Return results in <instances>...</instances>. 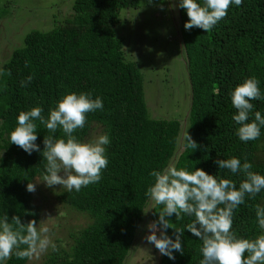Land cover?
<instances>
[{
	"label": "trees",
	"instance_id": "trees-1",
	"mask_svg": "<svg viewBox=\"0 0 264 264\" xmlns=\"http://www.w3.org/2000/svg\"><path fill=\"white\" fill-rule=\"evenodd\" d=\"M203 4V0H197ZM178 34L190 88L185 121L152 119L143 100L142 76L135 61L124 59L123 39L114 27L121 10L135 8L137 0H73L69 20L46 32L32 30L22 46L14 49L1 66L0 76V217L20 216L22 222L38 221L27 184L43 180L46 161L42 157L46 127L37 123L40 152L31 155L11 144L9 134L17 126L21 111L41 107L48 117L57 102L69 93L100 97L103 109L89 113L83 129L73 135L83 142L94 126L107 134L109 163L102 179L80 192L66 189L57 200L85 215L89 223L73 239L67 250L52 251L43 264H122L130 251L144 214L150 222L158 219L162 206L151 205L145 195L154 183L149 173L163 171L170 164L194 171L203 169L219 179H231L237 188L242 175L219 169L217 159L245 157L253 171L264 175V128L258 140L242 142L233 120L234 88L250 77L259 80L264 94V0H243L233 4L227 16L208 32L185 30L187 13L178 7ZM10 72L11 75H7ZM32 76L27 86L22 81ZM254 111L264 115V100L251 101ZM254 119V113L249 122ZM188 131L199 147L184 148ZM57 139L66 137L58 129ZM180 148V150H179ZM256 205L264 206V191L255 199L246 198L233 217V231L241 238L261 234L255 218ZM194 217L170 220L185 228ZM173 229L167 234L175 239ZM184 254L175 260L159 256L158 264H199L202 241L185 229L181 238ZM13 255L6 264H25Z\"/></svg>",
	"mask_w": 264,
	"mask_h": 264
},
{
	"label": "clouds",
	"instance_id": "clouds-1",
	"mask_svg": "<svg viewBox=\"0 0 264 264\" xmlns=\"http://www.w3.org/2000/svg\"><path fill=\"white\" fill-rule=\"evenodd\" d=\"M243 0H179L178 7L184 9L188 16L185 30L200 28L211 31L224 19L230 6H240ZM175 7V6H174ZM5 75L0 69V76ZM7 75H11L10 72ZM33 77L22 81L27 86ZM264 100L255 77L238 84L231 93L232 106L237 110L233 120L239 125L236 135L242 142L258 140L264 128V115L254 111L251 101ZM103 109L100 97L91 98L88 93H69L57 102L47 118L39 106L29 111H21L17 117V126L9 134L11 144L23 149L29 155L40 152L36 143L38 139L37 123L44 125L48 131L43 140L42 157L46 161V174L43 181L46 187L61 186L68 192H80L102 179V171L107 168L109 160L106 145L110 144L107 134L100 135L93 143L80 142L73 133L83 129L89 113ZM254 113V119L250 116ZM60 129L64 138L57 139L55 133ZM184 148L195 151L199 145L186 131L183 136ZM219 169L229 170L243 179L237 188L231 179H217L215 175L203 169L177 168L169 165L163 171L153 170L149 173L154 183L148 187L145 195L150 198L153 207L162 206L158 219L147 225L150 230L144 239L155 246L161 255L175 260L174 252L184 254L181 238L185 229L202 241L199 264H264V206L256 205L255 218L261 234L255 238H241L233 231V217L236 209L246 202V198L255 199L264 191V175L254 172L253 164L245 157L243 163L238 157L215 160ZM61 173H63L61 175ZM39 183V182H36ZM36 183L29 182L27 191L35 192ZM176 220L183 216L194 217L185 228L175 227L170 218ZM173 229L175 239L167 234ZM50 229L45 225L37 226L36 220L22 222L20 216L9 219L7 214L0 217V264L15 255L16 258L32 260L48 251H59L49 235ZM159 233V235H157Z\"/></svg>",
	"mask_w": 264,
	"mask_h": 264
},
{
	"label": "rangeland",
	"instance_id": "rangeland-1",
	"mask_svg": "<svg viewBox=\"0 0 264 264\" xmlns=\"http://www.w3.org/2000/svg\"><path fill=\"white\" fill-rule=\"evenodd\" d=\"M72 2L0 0V69L10 53L22 46L25 34L32 30L46 32L69 20ZM114 35L123 39L124 59L135 61L142 76L148 116L183 123L189 109L190 88L178 34L176 0H137L135 8L119 12ZM100 135V128L94 126L82 143H93ZM42 181H35L39 183L35 192H31L38 211L37 226L49 227V235L59 251L67 250L89 219L57 200V194L65 188L58 185L49 188ZM152 204L150 200L146 212ZM149 223L146 213L122 264H158L159 251L144 239L150 234ZM51 253L49 248L25 264H43Z\"/></svg>",
	"mask_w": 264,
	"mask_h": 264
}]
</instances>
